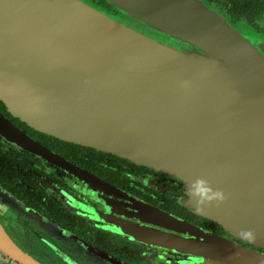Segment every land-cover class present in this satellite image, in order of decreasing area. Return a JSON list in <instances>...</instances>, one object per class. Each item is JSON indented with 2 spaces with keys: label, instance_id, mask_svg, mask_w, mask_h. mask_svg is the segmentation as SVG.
<instances>
[{
  "label": "water",
  "instance_id": "1",
  "mask_svg": "<svg viewBox=\"0 0 264 264\" xmlns=\"http://www.w3.org/2000/svg\"><path fill=\"white\" fill-rule=\"evenodd\" d=\"M106 1L118 14L88 0H0L5 102L59 140L173 174L187 189L207 180L225 200L203 214L239 237L252 231L242 238L264 249V43L198 0ZM0 139L117 198L126 210L115 212L116 231L162 264H264V252L119 194L1 114ZM0 252L39 264L1 225Z\"/></svg>",
  "mask_w": 264,
  "mask_h": 264
},
{
  "label": "flooded vegetation",
  "instance_id": "2",
  "mask_svg": "<svg viewBox=\"0 0 264 264\" xmlns=\"http://www.w3.org/2000/svg\"><path fill=\"white\" fill-rule=\"evenodd\" d=\"M88 1L95 8L118 14L106 0ZM198 1L234 28L264 43V0ZM5 96L0 86L1 116L72 166L176 221L233 239L249 250L264 252L197 210L194 198L192 202L188 189L175 175L44 134L5 102ZM82 181L0 139V225L39 264H110L111 260L162 264L157 250L116 231V213L126 210L118 206L117 198L112 205V201H106L111 198L105 197L108 192L93 190ZM0 264L20 263L0 252Z\"/></svg>",
  "mask_w": 264,
  "mask_h": 264
},
{
  "label": "clouds",
  "instance_id": "3",
  "mask_svg": "<svg viewBox=\"0 0 264 264\" xmlns=\"http://www.w3.org/2000/svg\"><path fill=\"white\" fill-rule=\"evenodd\" d=\"M188 193L190 197L195 200L194 206L197 210H200L203 206L212 203H223L225 200V195L222 191L213 190L209 185L208 181L205 179H197L195 182L189 185ZM240 236L246 239H254V234L252 231H241Z\"/></svg>",
  "mask_w": 264,
  "mask_h": 264
}]
</instances>
